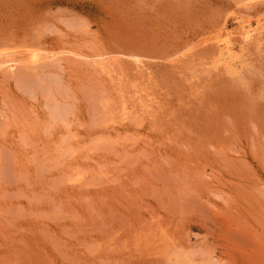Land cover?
Segmentation results:
<instances>
[{"label":"rangeland","instance_id":"374dc122","mask_svg":"<svg viewBox=\"0 0 264 264\" xmlns=\"http://www.w3.org/2000/svg\"><path fill=\"white\" fill-rule=\"evenodd\" d=\"M0 264H264V0H0Z\"/></svg>","mask_w":264,"mask_h":264},{"label":"bare ground","instance_id":"6f19581e","mask_svg":"<svg viewBox=\"0 0 264 264\" xmlns=\"http://www.w3.org/2000/svg\"><path fill=\"white\" fill-rule=\"evenodd\" d=\"M244 23H245V22H244ZM242 25H243V24H242ZM250 32H251V31H250ZM248 35H249V31H247V30L244 31V36L247 37ZM225 47L229 49V45H228L227 42L225 43ZM36 54H37V53H36ZM220 54H221V53H220ZM38 55H39V54H38ZM226 56H227V55H226ZM31 58H32L31 61H34L33 63H35V62H36V59H37V58H36V55L33 54ZM35 58H36V59H35ZM223 59H225V58H223ZM28 60H29V59H28ZM221 60H222V59H221ZM10 61H11V60H10ZM11 62H12V61H11ZM15 62H16V61H15ZM111 119H112V118H111ZM121 119H122V118H121Z\"/></svg>","mask_w":264,"mask_h":264}]
</instances>
